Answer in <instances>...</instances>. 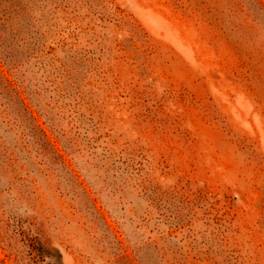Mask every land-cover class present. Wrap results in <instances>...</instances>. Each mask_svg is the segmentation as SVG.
Wrapping results in <instances>:
<instances>
[{
  "label": "rangeland",
  "instance_id": "1",
  "mask_svg": "<svg viewBox=\"0 0 264 264\" xmlns=\"http://www.w3.org/2000/svg\"><path fill=\"white\" fill-rule=\"evenodd\" d=\"M0 264H264V0H0Z\"/></svg>",
  "mask_w": 264,
  "mask_h": 264
}]
</instances>
